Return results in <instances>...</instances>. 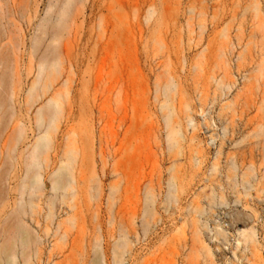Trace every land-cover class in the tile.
Returning a JSON list of instances; mask_svg holds the SVG:
<instances>
[{"label": "rangeland", "instance_id": "1", "mask_svg": "<svg viewBox=\"0 0 264 264\" xmlns=\"http://www.w3.org/2000/svg\"><path fill=\"white\" fill-rule=\"evenodd\" d=\"M0 264H264V0H0Z\"/></svg>", "mask_w": 264, "mask_h": 264}, {"label": "built area", "instance_id": "2", "mask_svg": "<svg viewBox=\"0 0 264 264\" xmlns=\"http://www.w3.org/2000/svg\"><path fill=\"white\" fill-rule=\"evenodd\" d=\"M225 220H222V217L217 216V219L215 221H212V224H220L221 226H224L226 228H231L232 224H231V218L230 215L227 213L225 214ZM221 220V223L219 222Z\"/></svg>", "mask_w": 264, "mask_h": 264}, {"label": "bare ground", "instance_id": "3", "mask_svg": "<svg viewBox=\"0 0 264 264\" xmlns=\"http://www.w3.org/2000/svg\"><path fill=\"white\" fill-rule=\"evenodd\" d=\"M241 215H242V214H241ZM243 219H245L246 222L252 221V220H251V216H250V215H247V214L245 215V218L243 217ZM237 221H238V220H237ZM244 234H245V233H243V235H244ZM24 245H26V243H24ZM96 260H97V259H96Z\"/></svg>", "mask_w": 264, "mask_h": 264}]
</instances>
